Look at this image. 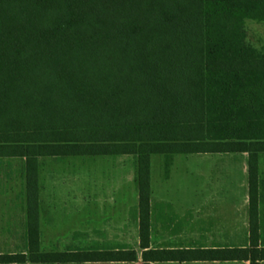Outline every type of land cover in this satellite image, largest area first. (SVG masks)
<instances>
[{
    "label": "trees",
    "instance_id": "16d2710c",
    "mask_svg": "<svg viewBox=\"0 0 264 264\" xmlns=\"http://www.w3.org/2000/svg\"><path fill=\"white\" fill-rule=\"evenodd\" d=\"M246 20H264V0H0V157L26 159L28 233L0 263L137 262L40 250L37 158L106 155L137 157L142 264L263 263L264 54ZM198 153L248 155L249 245L150 249V158Z\"/></svg>",
    "mask_w": 264,
    "mask_h": 264
},
{
    "label": "crops",
    "instance_id": "0c3cea01",
    "mask_svg": "<svg viewBox=\"0 0 264 264\" xmlns=\"http://www.w3.org/2000/svg\"><path fill=\"white\" fill-rule=\"evenodd\" d=\"M153 156L161 157L154 176ZM153 156L150 249H224L249 245L246 153H198L173 155L169 159L164 155ZM130 157L136 158V164ZM257 168L259 246L264 247V153L258 154ZM37 169L42 252L135 250L128 247L133 238L139 249L136 156H45L37 158ZM27 244L26 159L0 157V255L20 254L21 245L26 247L22 253H26ZM100 245L119 247H96ZM139 255L140 252L137 262L142 264Z\"/></svg>",
    "mask_w": 264,
    "mask_h": 264
},
{
    "label": "rangeland",
    "instance_id": "374dc122",
    "mask_svg": "<svg viewBox=\"0 0 264 264\" xmlns=\"http://www.w3.org/2000/svg\"><path fill=\"white\" fill-rule=\"evenodd\" d=\"M245 30H246V43L257 50L259 53L264 54V20L263 21H255V20H246L245 21ZM133 164H136V158L130 157ZM183 157H178V159H182ZM152 171L153 176L158 172L159 166L161 165V157L153 156L152 159ZM135 162V163H134ZM184 173V171H183ZM19 251L22 253L26 247L24 245L19 246ZM97 248H111V247H119V246H96ZM130 249H135L139 254L138 246L135 244L134 238L132 239L131 245H129ZM134 264H140V261Z\"/></svg>",
    "mask_w": 264,
    "mask_h": 264
}]
</instances>
